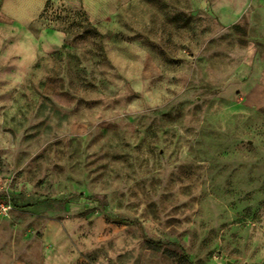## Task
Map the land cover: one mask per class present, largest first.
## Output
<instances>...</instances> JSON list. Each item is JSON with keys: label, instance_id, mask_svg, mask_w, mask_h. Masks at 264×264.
Returning <instances> with one entry per match:
<instances>
[{"label": "rangeland", "instance_id": "rangeland-1", "mask_svg": "<svg viewBox=\"0 0 264 264\" xmlns=\"http://www.w3.org/2000/svg\"><path fill=\"white\" fill-rule=\"evenodd\" d=\"M0 264H264V0H0Z\"/></svg>", "mask_w": 264, "mask_h": 264}, {"label": "trees", "instance_id": "trees-1", "mask_svg": "<svg viewBox=\"0 0 264 264\" xmlns=\"http://www.w3.org/2000/svg\"><path fill=\"white\" fill-rule=\"evenodd\" d=\"M48 3H49V1L47 2V4H46V6H45V9H44V11H46V10H47V8H48Z\"/></svg>", "mask_w": 264, "mask_h": 264}, {"label": "built area", "instance_id": "built-area-1", "mask_svg": "<svg viewBox=\"0 0 264 264\" xmlns=\"http://www.w3.org/2000/svg\"><path fill=\"white\" fill-rule=\"evenodd\" d=\"M8 208L4 207V210H7Z\"/></svg>", "mask_w": 264, "mask_h": 264}]
</instances>
